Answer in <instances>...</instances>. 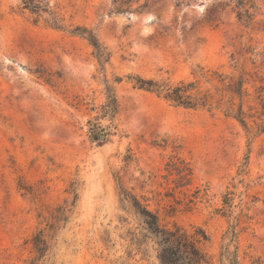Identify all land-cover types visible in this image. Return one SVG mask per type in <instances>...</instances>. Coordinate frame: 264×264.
<instances>
[{"label":"rangeland","instance_id":"rangeland-1","mask_svg":"<svg viewBox=\"0 0 264 264\" xmlns=\"http://www.w3.org/2000/svg\"><path fill=\"white\" fill-rule=\"evenodd\" d=\"M42 1L66 30L0 0V264H28L39 230L50 238L45 264H161L118 183L161 226L204 232L208 264L224 245L244 264L264 261V133L215 108L174 107L132 80L198 81L213 93L199 74L242 75L247 110L264 86V0H243L249 22L235 0H148L137 10L139 0L123 14L112 0ZM77 26L108 53L102 66L69 33ZM65 204L67 222L50 229Z\"/></svg>","mask_w":264,"mask_h":264},{"label":"trees","instance_id":"trees-1","mask_svg":"<svg viewBox=\"0 0 264 264\" xmlns=\"http://www.w3.org/2000/svg\"><path fill=\"white\" fill-rule=\"evenodd\" d=\"M139 0H112L114 5V13L123 14L131 10L132 5ZM23 9L30 14L39 18L42 14H46L48 18L46 23L49 27L56 30H66L62 24L63 20L49 10V7L42 0H21ZM148 0L140 5L137 10H143L147 7ZM237 9V17L239 20L249 22L252 15L243 9V0H235ZM37 20L35 19V22ZM70 34L83 38L94 50V56L98 63L102 66L108 60V53L102 47L97 37L91 29L77 26L69 31ZM202 72V69H200ZM213 89V93L209 90L201 91L198 87V81L179 82L172 85L167 81H155L152 79H142L139 77L132 78L135 87L140 90L152 93L158 98L174 107L187 110L207 109L211 111L213 108L221 110L226 118L235 120L247 133L252 129L256 130V134L264 133V86L260 85L255 89L253 105H248L247 110L244 109L245 98H249L244 85L246 80L242 75L234 78L216 71L204 72L199 74ZM107 103L104 107L105 113L114 115L117 112V99L114 89L106 86ZM237 101V102H236ZM252 123L250 125L249 123ZM121 200L126 201L134 210L135 214L144 224L145 229L155 240L159 248V261L161 264H208L206 255L199 248L201 242L208 241L207 236L202 231H196L193 235H189L178 226L168 229L161 226L158 217L147 210L134 196L128 193L118 183ZM71 206V205H70ZM69 205L59 206L55 209L56 215H52L53 224L49 228H58L60 223L67 222L66 213L69 211ZM48 234L45 230H39L32 236L31 244L34 256L29 260L28 264H45L47 257L51 251V245ZM219 264H244L238 258L237 248L230 251L224 245L219 258ZM251 264H264L260 258H253Z\"/></svg>","mask_w":264,"mask_h":264}]
</instances>
